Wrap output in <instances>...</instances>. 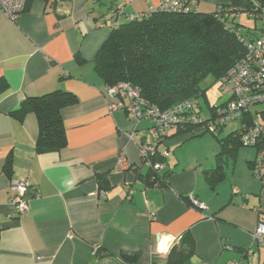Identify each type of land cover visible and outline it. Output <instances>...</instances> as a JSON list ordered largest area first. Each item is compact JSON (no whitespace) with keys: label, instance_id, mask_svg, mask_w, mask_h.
<instances>
[{"label":"crops","instance_id":"obj_1","mask_svg":"<svg viewBox=\"0 0 264 264\" xmlns=\"http://www.w3.org/2000/svg\"><path fill=\"white\" fill-rule=\"evenodd\" d=\"M117 1L25 0L16 19L0 14V77L6 82L0 91V264H165L185 235L193 242L189 264H264V248L252 240L264 220V177L250 167L256 148L222 149L219 142L237 122L218 137L171 132L159 146L166 156L155 173L165 175L158 185L138 151L151 141L145 132L150 122L135 123L121 107L108 109L94 57ZM219 3L190 0L189 6L210 12ZM150 4L159 0H132L124 12L148 11ZM236 23L254 39L261 32L260 19L241 15ZM58 88L77 99L61 110L66 145L37 153L34 113L21 119L11 112L25 98ZM121 151L127 169L118 163ZM19 179L28 182V208L21 213L9 201ZM189 196L204 209L192 207ZM123 251L139 256L123 259Z\"/></svg>","mask_w":264,"mask_h":264},{"label":"trees","instance_id":"obj_2","mask_svg":"<svg viewBox=\"0 0 264 264\" xmlns=\"http://www.w3.org/2000/svg\"><path fill=\"white\" fill-rule=\"evenodd\" d=\"M119 1L113 3L110 12ZM219 1L217 9L210 12L191 8L188 3L185 12L155 8L153 12L135 13L136 18H129L128 15L131 14L125 12L122 16L115 18L111 16L108 35L95 54L94 70L103 79L106 87L127 83L137 88L140 96L149 104L161 110L169 109L181 102L193 104L191 110L197 113L199 123L178 124L169 129L158 143L153 162L162 165L161 160L164 156L161 155L159 146L164 144L171 132L184 134L185 138L208 132L218 137V132L224 126L230 122H237L226 137L219 138L223 149L243 145L239 132L249 126L253 119L258 121L263 117L261 107L255 106L231 121L215 122L218 109L232 100L231 94L221 91L223 83L221 79L245 53L244 44L236 33L245 39L251 38L246 31L240 29L236 19L241 15L252 19L248 12L264 4V0ZM232 8H243V12L231 17L229 9ZM207 77L219 83L220 94L226 95V99L221 103L209 105L208 114L204 115L197 99L205 95L206 88L203 82ZM5 86L6 82L0 77V91ZM76 101L73 93L58 88L25 98L11 114L22 119L27 112L34 113L38 123L35 151L57 152L66 145L61 110ZM202 124L213 127L201 128ZM260 145L262 144L250 147H255L257 152ZM253 161L250 165L251 170ZM9 170L10 160L7 159V171ZM151 170L152 174L148 177L152 184L159 185L165 182V175L159 178L155 174L156 170L152 168ZM98 179L102 182L104 178L98 176ZM192 253V240L187 235L182 236L179 242L170 248L165 264H189L188 259ZM121 256L123 259L135 261L139 253L123 251Z\"/></svg>","mask_w":264,"mask_h":264},{"label":"built area","instance_id":"obj_3","mask_svg":"<svg viewBox=\"0 0 264 264\" xmlns=\"http://www.w3.org/2000/svg\"><path fill=\"white\" fill-rule=\"evenodd\" d=\"M132 0H120L119 4L111 10L112 18L124 14V6ZM190 0H159L157 6L149 5V12L155 8L164 11H187L186 4ZM25 0H0V14L14 20L22 12ZM230 16H238L243 12V8L229 9ZM249 17L260 19L261 33L256 39L252 37L245 39L237 32L238 39L243 42L245 47L244 56L234 64L221 79V91L232 95V100L228 101L223 108L218 109L219 113L215 122H227L236 117H240L247 109L260 106L263 113L261 120L253 119L249 126H246L239 132V138L243 145L258 147L253 161V174L262 178L264 167V4L256 6L248 12ZM129 18H136L137 14L128 15ZM107 106L109 110L121 107L125 110L128 118L138 123L142 119L150 122V126L145 132L150 136L151 141L142 143L138 147L139 156L142 162L147 163L153 170L162 168L158 162H153V157L157 154V146L166 132L178 124L199 123L197 113L192 111L193 104L190 102H181L169 109L161 110L155 105L149 104L139 93V90L127 83H117L106 87ZM213 127L209 124H202L201 128ZM166 156V152L161 153ZM118 163L127 169L131 165L128 162L123 151L119 153ZM28 189V182L25 179H19L11 185V195L9 201L15 205L17 213L27 210L28 202L25 199V193ZM99 192V195H103ZM189 202L192 207L204 209V204L195 196H189ZM253 242L264 248V220H259L254 233ZM229 264H239L232 261Z\"/></svg>","mask_w":264,"mask_h":264},{"label":"rangeland","instance_id":"obj_4","mask_svg":"<svg viewBox=\"0 0 264 264\" xmlns=\"http://www.w3.org/2000/svg\"><path fill=\"white\" fill-rule=\"evenodd\" d=\"M204 8H206L204 10H210V9H207V7H204ZM203 85L206 88L205 89V95H201L200 97H198L197 100L201 106L202 113L204 115H207L209 105L221 103L222 101H224V99H226V95L220 94L219 83L213 82L211 77H207L204 80ZM228 125H230V124H228Z\"/></svg>","mask_w":264,"mask_h":264},{"label":"clouds","instance_id":"obj_5","mask_svg":"<svg viewBox=\"0 0 264 264\" xmlns=\"http://www.w3.org/2000/svg\"><path fill=\"white\" fill-rule=\"evenodd\" d=\"M161 247H163V246H161Z\"/></svg>","mask_w":264,"mask_h":264}]
</instances>
